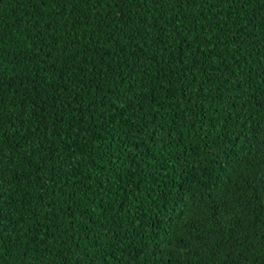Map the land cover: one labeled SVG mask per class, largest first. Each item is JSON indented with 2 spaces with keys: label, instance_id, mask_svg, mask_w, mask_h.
I'll use <instances>...</instances> for the list:
<instances>
[{
  "label": "trees",
  "instance_id": "trees-1",
  "mask_svg": "<svg viewBox=\"0 0 264 264\" xmlns=\"http://www.w3.org/2000/svg\"><path fill=\"white\" fill-rule=\"evenodd\" d=\"M0 264H264V0H0Z\"/></svg>",
  "mask_w": 264,
  "mask_h": 264
}]
</instances>
